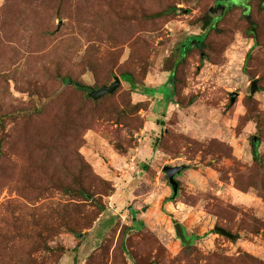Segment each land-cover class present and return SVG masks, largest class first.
<instances>
[{"label": "rangeland", "instance_id": "obj_1", "mask_svg": "<svg viewBox=\"0 0 264 264\" xmlns=\"http://www.w3.org/2000/svg\"><path fill=\"white\" fill-rule=\"evenodd\" d=\"M217 1L0 0V264H264V0Z\"/></svg>", "mask_w": 264, "mask_h": 264}, {"label": "water", "instance_id": "obj_2", "mask_svg": "<svg viewBox=\"0 0 264 264\" xmlns=\"http://www.w3.org/2000/svg\"><path fill=\"white\" fill-rule=\"evenodd\" d=\"M121 85V81L118 77L115 78L114 83H112L110 86H105L101 88L98 91H93L90 96L93 97L94 99L101 98L105 95H109L114 93L118 87ZM257 89V83L254 82L252 85V93H255ZM239 94L238 93H232L231 94V105H233L236 102V99L238 98ZM188 167L187 166H177V167H172V166H165L163 168L164 174L167 176L169 180V184L172 187L173 190V198H176L178 195L179 191V183L177 181V177L182 174L183 171H185ZM177 234L183 238V234L181 231V226L177 224L175 226ZM215 233L220 234L222 236L228 237L230 239H234V236L230 233H228L225 229L216 227L215 228Z\"/></svg>", "mask_w": 264, "mask_h": 264}, {"label": "trees", "instance_id": "obj_3", "mask_svg": "<svg viewBox=\"0 0 264 264\" xmlns=\"http://www.w3.org/2000/svg\"><path fill=\"white\" fill-rule=\"evenodd\" d=\"M209 26H211V23H210L209 21L205 20V23H204V27H205V29H207ZM204 38H205V36H201L199 39H196V40H200V41H202V40H204ZM200 41H199V42H200ZM190 44H191V42L189 41L187 47H190ZM122 78H123L125 81H127V82L133 84V81H132V77H131V75H129V74H123V75H122ZM256 83H257V82H256ZM82 90H86V88H82ZM172 95H173V93H171V95H169V98H171ZM255 158H257V151H256V150H255ZM79 192H80V193H79ZM77 193H78L79 195L82 194L83 197L86 196V193L83 192V191H80V190H79V191H77Z\"/></svg>", "mask_w": 264, "mask_h": 264}, {"label": "flooded vegetation", "instance_id": "obj_4", "mask_svg": "<svg viewBox=\"0 0 264 264\" xmlns=\"http://www.w3.org/2000/svg\"><path fill=\"white\" fill-rule=\"evenodd\" d=\"M233 0H218L217 2V5H216V7L217 8H221L222 10L224 9V7H226L225 6V3H228V2H232ZM236 1V0H235ZM238 2V1H237ZM224 4V5H223ZM233 5H237V4H233Z\"/></svg>", "mask_w": 264, "mask_h": 264}, {"label": "crops", "instance_id": "obj_5", "mask_svg": "<svg viewBox=\"0 0 264 264\" xmlns=\"http://www.w3.org/2000/svg\"><path fill=\"white\" fill-rule=\"evenodd\" d=\"M142 152H145V153H143L144 156L149 155V153H148V151H146V149H143Z\"/></svg>", "mask_w": 264, "mask_h": 264}]
</instances>
